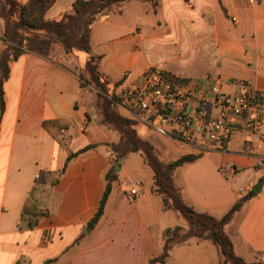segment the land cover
Listing matches in <instances>:
<instances>
[{"label":"crops","instance_id":"0c3cea01","mask_svg":"<svg viewBox=\"0 0 264 264\" xmlns=\"http://www.w3.org/2000/svg\"><path fill=\"white\" fill-rule=\"evenodd\" d=\"M75 1L55 0L45 18L71 11ZM4 25L0 19V36ZM90 27L99 71L111 82L123 78L116 92L140 84L152 67L184 79L185 90L205 89L215 79L226 95L248 82L264 97V0H162L157 12L148 2L128 0L119 11L98 15ZM5 48L0 37V55ZM85 58L82 50L66 52L54 44L47 56L25 52L9 63L0 111V264H147L162 252L165 230L177 226L162 213L142 155L125 146L111 150L120 134L100 122L93 92L81 85L77 72ZM117 110L143 124L134 126L138 136L163 162L200 154L173 172L183 201L197 212L221 218L264 177V117L259 132L235 128L217 146L182 140L170 127L159 132L122 104ZM89 145L61 172L69 153ZM144 165L150 175L131 174ZM111 166L116 177L103 214L87 229ZM27 201L28 211L42 214L32 227ZM224 231L237 256L264 261V184ZM200 245L176 244L164 263L154 264H201L207 259L198 257Z\"/></svg>","mask_w":264,"mask_h":264},{"label":"trees","instance_id":"16d2710c","mask_svg":"<svg viewBox=\"0 0 264 264\" xmlns=\"http://www.w3.org/2000/svg\"><path fill=\"white\" fill-rule=\"evenodd\" d=\"M54 1L23 0V2H20L19 0H0V17L5 22L4 31L0 37L6 45V50H3L0 55V111L2 112L5 104L2 84L8 76L9 63L19 55L25 52H36L47 56L54 44H58L66 52L82 50L86 53L82 68L88 72L91 79H97L98 76L105 84V87L97 85L99 89L97 97L102 99V102L98 103L101 115L100 122L117 130L120 134V141L117 144H109L111 150L118 152L120 148L122 149L125 146L126 152H139L152 170L154 191L161 195L163 207L175 210L188 223V230L183 233L178 232V226L167 228L164 232L165 240L162 252L150 258L147 264L164 263L172 247L190 237L210 240L217 246L225 262L231 264H264V261H243L234 253L232 243L223 231L224 225L231 219L233 213L239 210L247 199L256 195V192L250 189L245 195L239 197L221 218H214L209 214L195 211L183 201L180 190L173 182V172L176 167L195 161L200 154H184L172 161L163 162L159 159L155 147L138 136L134 127L135 120L118 112L117 105L121 104L123 91L116 92V88L123 82V78L111 82L99 71V56L90 52V26L98 15L119 11L123 3L128 0H76L71 11L63 12L56 18H45V11ZM142 1L148 2L151 9L157 12L162 0ZM78 75L82 85L83 75L81 73H78ZM166 76L173 86L183 85L186 82L169 72L166 73ZM44 124L46 125V123ZM91 147L89 145L77 152L69 153L61 172L73 156ZM119 157L120 155L116 154V158ZM115 177L116 173L111 166L104 174L105 189L96 212L86 223L87 229L94 228L101 218L105 201L112 190ZM27 204L28 201L24 205V212L30 213L32 215L30 217H35L33 221L29 218L28 225L32 227L37 224L38 218L42 214L37 210L34 212L28 211Z\"/></svg>","mask_w":264,"mask_h":264},{"label":"built area","instance_id":"2783aa9c","mask_svg":"<svg viewBox=\"0 0 264 264\" xmlns=\"http://www.w3.org/2000/svg\"><path fill=\"white\" fill-rule=\"evenodd\" d=\"M166 73L147 68L140 84L123 91L122 106L157 131L170 127L171 133L187 142L206 140L220 146L235 128L260 131L264 97L248 82H239L237 92L226 95L218 80L214 79L205 89L190 91L183 89V85L173 86ZM214 107L216 112L212 111Z\"/></svg>","mask_w":264,"mask_h":264},{"label":"rangeland","instance_id":"374dc122","mask_svg":"<svg viewBox=\"0 0 264 264\" xmlns=\"http://www.w3.org/2000/svg\"><path fill=\"white\" fill-rule=\"evenodd\" d=\"M19 1L23 2V0H19ZM0 19H2L4 21V19L2 17H0ZM5 50H6V48H5ZM77 73H81L83 75L82 86L86 90H89V91L93 92V94L95 96L96 110H97L99 116L101 117L98 103H101L102 99L97 97V93L99 92V89H98L97 85H99V86L103 85L104 86L105 85L104 82L101 79H99L97 75H96L97 79H95V78L91 79L90 75L88 74V72L84 68H80ZM102 95H105V94H102ZM142 126H143L142 123H137L135 125L136 128H140ZM131 174L133 176L136 175L138 177H141V175L145 176V175H150L151 173H150L149 169L144 165V168H142V169L141 168L140 169L139 168H133V171H132ZM55 178H56V176L52 175V177H50L48 180H54ZM161 204H162V210H163L162 213L163 214H168V216H170V218H171V221L177 224V226L179 227L178 232L179 233L186 232L188 230V223L186 222V220L184 218L182 219V217L179 216L178 213L175 210L164 208L163 207L162 198H161ZM177 226H175V227H177ZM223 231H224V227H223ZM187 240H191L192 242H200L201 245H200L199 248H197V253H200V256H198V257H202V258H206L207 259V261L202 262L201 264H231L230 262H225L224 261L222 256L219 254L216 245L211 243V242H209L208 240H200V239H198L196 237H190ZM181 243H183V242H181Z\"/></svg>","mask_w":264,"mask_h":264},{"label":"water","instance_id":"95a60500","mask_svg":"<svg viewBox=\"0 0 264 264\" xmlns=\"http://www.w3.org/2000/svg\"><path fill=\"white\" fill-rule=\"evenodd\" d=\"M114 171H117L119 169V163L116 162L115 163V166L113 167ZM264 184V177L262 179H260L258 182H256L252 189L256 192V193H259L261 191V188Z\"/></svg>","mask_w":264,"mask_h":264}]
</instances>
